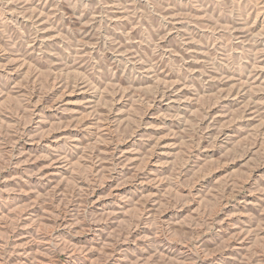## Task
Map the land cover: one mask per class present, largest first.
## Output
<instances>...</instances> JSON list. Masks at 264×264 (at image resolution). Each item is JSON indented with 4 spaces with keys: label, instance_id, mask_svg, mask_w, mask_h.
I'll list each match as a JSON object with an SVG mask.
<instances>
[{
    "label": "rangeland",
    "instance_id": "1",
    "mask_svg": "<svg viewBox=\"0 0 264 264\" xmlns=\"http://www.w3.org/2000/svg\"><path fill=\"white\" fill-rule=\"evenodd\" d=\"M0 264H264V0H0Z\"/></svg>",
    "mask_w": 264,
    "mask_h": 264
}]
</instances>
